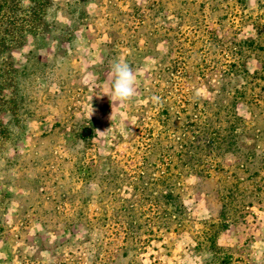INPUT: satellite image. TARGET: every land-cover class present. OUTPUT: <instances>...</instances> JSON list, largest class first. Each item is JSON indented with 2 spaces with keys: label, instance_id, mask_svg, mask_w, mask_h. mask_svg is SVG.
I'll return each mask as SVG.
<instances>
[{
  "label": "rangeland",
  "instance_id": "374dc122",
  "mask_svg": "<svg viewBox=\"0 0 264 264\" xmlns=\"http://www.w3.org/2000/svg\"><path fill=\"white\" fill-rule=\"evenodd\" d=\"M220 199L257 264L264 0H0V264H201Z\"/></svg>",
  "mask_w": 264,
  "mask_h": 264
},
{
  "label": "trees",
  "instance_id": "16d2710c",
  "mask_svg": "<svg viewBox=\"0 0 264 264\" xmlns=\"http://www.w3.org/2000/svg\"><path fill=\"white\" fill-rule=\"evenodd\" d=\"M207 178H209V176H200L198 178V181L202 183L201 185L207 187L208 186L206 185L208 184L206 182V180H208ZM230 192L231 191H229V193ZM211 194H212L211 191H209L208 193L206 192V197L211 196ZM220 201L221 202L218 207V216L214 217L216 222L211 224V228L215 229V231L206 232L204 234L203 250L205 251V253L208 254V258L203 260L201 264H236L238 263V261H240L239 260L240 258L233 259L234 258L233 254L228 253L229 249L220 248L215 244V237L218 230L219 231L225 230L226 227L230 225L236 228L239 224H243L242 216H237L236 214L235 215L230 214L229 211L231 204L225 203V200L222 199H220ZM200 247H201V243H198L196 246V250H200L201 249ZM260 255L261 258L257 264H264V247H263V252H261Z\"/></svg>",
  "mask_w": 264,
  "mask_h": 264
},
{
  "label": "clouds",
  "instance_id": "9594fccd",
  "mask_svg": "<svg viewBox=\"0 0 264 264\" xmlns=\"http://www.w3.org/2000/svg\"><path fill=\"white\" fill-rule=\"evenodd\" d=\"M113 80L110 99L118 103L131 101L136 95V75L127 62L116 61L111 67ZM153 103H159L160 98L153 96Z\"/></svg>",
  "mask_w": 264,
  "mask_h": 264
}]
</instances>
